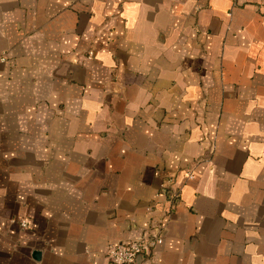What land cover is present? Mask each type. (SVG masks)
Instances as JSON below:
<instances>
[{
    "label": "crops",
    "instance_id": "obj_1",
    "mask_svg": "<svg viewBox=\"0 0 264 264\" xmlns=\"http://www.w3.org/2000/svg\"><path fill=\"white\" fill-rule=\"evenodd\" d=\"M161 219L142 264H264V0H0V264Z\"/></svg>",
    "mask_w": 264,
    "mask_h": 264
},
{
    "label": "built area",
    "instance_id": "obj_2",
    "mask_svg": "<svg viewBox=\"0 0 264 264\" xmlns=\"http://www.w3.org/2000/svg\"><path fill=\"white\" fill-rule=\"evenodd\" d=\"M187 177H192L187 173ZM158 193L163 194L168 201V209L163 218L173 211L178 202L180 192L171 184V179H166L160 184ZM150 209V208H149ZM148 209V210H149ZM164 219H161L153 228L148 237H140L135 240L109 243L105 249V257L110 264H142L143 259L150 255L153 249L163 240ZM21 225L27 226V221L22 220Z\"/></svg>",
    "mask_w": 264,
    "mask_h": 264
},
{
    "label": "water",
    "instance_id": "obj_3",
    "mask_svg": "<svg viewBox=\"0 0 264 264\" xmlns=\"http://www.w3.org/2000/svg\"><path fill=\"white\" fill-rule=\"evenodd\" d=\"M39 255H40V252H39V251H34V252L32 253V256H33L34 258H38Z\"/></svg>",
    "mask_w": 264,
    "mask_h": 264
}]
</instances>
